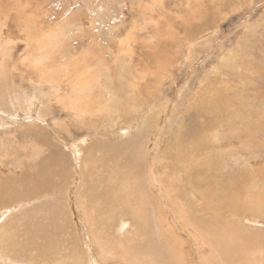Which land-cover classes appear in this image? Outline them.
Wrapping results in <instances>:
<instances>
[{"label": "rangeland", "instance_id": "obj_1", "mask_svg": "<svg viewBox=\"0 0 264 264\" xmlns=\"http://www.w3.org/2000/svg\"><path fill=\"white\" fill-rule=\"evenodd\" d=\"M263 136L264 0H0V184L20 191L0 195V264H133L124 242L220 264L210 228L194 225L210 214L186 171L241 177L264 208ZM127 168L117 199L136 178L152 202L148 239L110 203V176ZM253 211L225 217L251 243L244 264L264 261V210Z\"/></svg>", "mask_w": 264, "mask_h": 264}, {"label": "bare ground", "instance_id": "obj_2", "mask_svg": "<svg viewBox=\"0 0 264 264\" xmlns=\"http://www.w3.org/2000/svg\"><path fill=\"white\" fill-rule=\"evenodd\" d=\"M208 5V4H207ZM208 7V6H207ZM188 27V26H187ZM127 46V45H126ZM163 52H166L165 50ZM154 53V52H153ZM221 53V52H220ZM157 54V53H156ZM155 54V55H156ZM128 57V56H127ZM154 58V57H153ZM157 58V57H156ZM153 61V60H152ZM157 61V60H156ZM155 62V61H154ZM158 62V61H157ZM156 62V64H157ZM103 63V62H102ZM167 64V63H166ZM165 65V64H164ZM163 65V66H164ZM168 65V64H167ZM146 66V65H145ZM172 66V65H171ZM156 70V69H155ZM161 70V69H160ZM84 71V70H83ZM60 72V71H59ZM62 72V71H61ZM155 73V72H154ZM80 74V73H79ZM82 75V74H80ZM251 75V74H250ZM79 76V75H78ZM157 76V75H156ZM141 80V79H140ZM144 80V79H143ZM142 80V81H143ZM79 81V80H78ZM121 81V80H120ZM130 81V80H129ZM136 82V81H135ZM134 83V82H133ZM137 83V82H136ZM49 84V83H48ZM33 85V84H32ZM136 85V84H135ZM134 85V86H135ZM145 86V85H144ZM225 86V85H224ZM80 88V87H79ZM59 89V88H58ZM65 91V90H64ZM83 92V91H82ZM223 92V91H222ZM78 93V92H77ZM140 95V94H139ZM74 96V95H73ZM48 97V96H47ZM78 99V98H77ZM84 100V99H83ZM76 101V100H75ZM77 102V101H76ZM86 102V101H85ZM80 103V102H79ZM88 103V102H87ZM201 103V102H200ZM215 103V102H214ZM223 103V102H222ZM207 105V104H206ZM90 106V105H88ZM84 107V106H83ZM86 107V106H85ZM84 107V108H85ZM101 107H104V106H101ZM210 108V107H209ZM235 108V107H234ZM81 109V108H79ZM88 109V108H87ZM91 109V108H90ZM100 109V108H99ZM86 110V109H85ZM98 110V109H97ZM219 110V109H218ZM79 111V110H78ZM88 111V110H87ZM87 111H83L84 113H86ZM92 111V110H91ZM94 111V110H93ZM96 111V110H95ZM228 111V110H227ZM81 112V113H83ZM90 112V111H89ZM234 112V111H233ZM93 113V112H92ZM241 113V111H240ZM25 114V113H24ZM190 114V113H189ZM230 115V114H229ZM74 116V115H73ZM81 116V115H80ZM221 117V116H220ZM239 117V116H238ZM87 118V117H86ZM37 121V120H36ZM226 126V125H225ZM224 128V127H223ZM217 134H220V133H217ZM213 136V135H212ZM228 136V135H227ZM232 136V135H231ZM219 137V135L217 136ZM226 137V136H225ZM264 137V136H263ZM220 138V137H219ZM214 139V138H213ZM225 140V138H223ZM230 140V139H229ZM216 141V140H215ZM220 141V140H219ZM218 141V142H219ZM226 142H228V139L226 137ZM221 142V141H220ZM224 142V141H223ZM222 142V144H223ZM231 142V141H230ZM247 143V142H246ZM221 144V143H220ZM219 144V145H220ZM227 144V143H226ZM229 144V143H228ZM222 146V145H221ZM185 147V146H184ZM227 147V146H226ZM257 148V147H256ZM261 148V147H260ZM258 150V149H257ZM185 151V150H183ZM182 151V153H183ZM195 153L197 151L193 150ZM191 152V151H190ZM260 152V151H259ZM178 153V152H177ZM192 153V152H191ZM258 154V153H257ZM138 155V152L137 154ZM189 155V154H188ZM185 156L186 155H183V156H180L179 154L176 155L175 158L177 159H180L183 161V159H185ZM191 156V155H189ZM256 156V155H255ZM259 156V155H258ZM158 157V156H157ZM193 157V156H192ZM250 157V156H249ZM188 158V157H187ZM191 158V157H190ZM195 158H193L194 160ZM249 159V158H248ZM179 160V161H180ZM251 160V159H249ZM196 161V160H195ZM201 161V160H200ZM199 161V162H200ZM241 161V160H240ZM253 161V160H252ZM196 163V162H195ZM217 163V162H216ZM240 163V162H239ZM184 164H185V161H184ZM193 164V163H192ZM221 164V163H220ZM242 164V163H241ZM199 165V164H198ZM222 165V164H221ZM239 165V164H238ZM184 166V165H183ZM189 166V165H188ZM20 167V166H19ZM147 167V166H146ZM187 167V166H186ZM201 167V166H200ZM199 167V168H200ZM198 168V167H197ZM219 168V167H218ZM224 168V166L222 167ZM122 169V168H121ZM209 169L212 171V168L209 167ZM186 170V169H185ZM207 170V169H205ZM217 170V169H216ZM250 170V169H248ZM198 171V170H197ZM218 172H216V174H214V179H213V184H212V179L209 178V176H204L202 179L200 177V182L199 183H196L195 181H193V177L195 176L189 169L188 171H186L187 173V181H188V184L191 186V188H195L197 187V189H203L201 192V195H200V199L202 200V203L201 200H200V204L199 207H203L205 210H206V213L210 214L209 216L207 215V217H209L208 221H200L198 224H194V222H189L190 223V226L191 224H194L197 226V228H199L200 226H205L207 228H210V230L208 232H203V233H207L208 236H210L209 238L212 237V241L210 243H208V245L210 244L211 248L212 249V252H210V259L211 261L215 258V257H218V260L220 262V264H244L243 263V256L241 258V255L240 253L241 252H244L246 251L247 248H250V244H249V241L248 240H245L244 238H242V236H240L239 233H237V229H239L241 226L238 224V226H240L239 228H236L235 230H232L234 229V226H233V218H232V221L231 219H229L232 224L228 223V221L225 220V217L226 216H234V215H243L244 212H245V209L248 208L250 210H253L254 208V211H263L264 208L261 207L263 206V203H255V204H248V201H250L253 196V194L250 196V193H249V190L253 192L252 189H248V190H244V189H241L240 186L243 184V178L241 177H232V178H229V182L226 181L227 178H225L223 181H221L219 178L221 176L220 173L223 172L222 169H219L217 170ZM230 171V169H229ZM123 172V171H122ZM191 172V173H190ZM210 172V171H209ZM208 172V173H209ZM117 173V172H116ZM148 173V172H147ZM197 173V172H196ZM39 174V173H38ZM203 174V173H202ZM206 174V173H205ZM210 174V173H209ZM121 176V178L119 177ZM132 173H130L129 169L127 168L126 170H124L123 173H120V174H114V176H110V182L107 184V186H110V188H108V193H110V195H112V200H111V204L116 206L118 203H122L124 204L123 209H128L129 211H131V215L132 217L135 218L136 222L139 223V227L135 229V232H136V236H144L146 239H148V237L150 236L149 234V231L148 230H144V228L147 226V221L146 219L144 218L145 214H144V208L147 206V202L148 204H152L151 202V198H148L146 199V196L148 195V193L146 194L145 196V192H143V196L141 195L142 192L140 193L139 192V198H137V193H136V189L134 190L135 187H138L139 186V182L136 181V178H135V183L132 184L131 186L127 185L125 187V194H124V197H126V200L123 202V201H120L117 199V197H122L121 194L123 193V190H119L120 189V180H124V177H132ZM249 176V175H248ZM247 176V177H248ZM148 182L150 185H154L155 183L160 185L159 188H160V194L158 193L159 195V199H162V196L161 194L163 193V186H164V182H160L158 180V178L156 179H153V178H150L148 175ZM250 177V176H249ZM259 178V177H258ZM120 179V180H119ZM186 179V178H185ZM247 179V178H246ZM3 180V179H1ZM248 180V179H247ZM12 180H8V181H4V182H1L0 184V195H4V194H9L11 195V197H14V195L16 193H20V191H15L13 190L10 186L11 185V182ZM127 181V180H126ZM132 181V180H131ZM166 183H167V180H165ZM249 181V180H248ZM252 181V180H251ZM14 182V181H13ZM259 182V181H258ZM125 183V182H124ZM131 184V183H130ZM148 184V185H149ZM249 184V183H248ZM123 185V184H122ZM121 185V186H122ZM125 185V184H124ZM123 185V186H124ZM196 185V187H194ZM157 186V185H156ZM238 187V189H236V187ZM200 187H203V188H200ZM190 188V187H189ZM142 189H145V188H142ZM195 189H194V192H195ZM151 190V189H150ZM146 191V189H145ZM171 191V189H170ZM222 194L221 196H218V194ZM256 193V192H255ZM260 193V191H259ZM90 194V193H89ZM198 196V195H197ZM1 197V196H0ZM256 198V197H255ZM86 199V198H85ZM89 199V198H88ZM122 199V198H121ZM124 199V198H123ZM165 199V198H164ZM198 199V198H197ZM166 200V199H165ZM242 202H241V201ZM79 201H81V199H79ZM83 201V200H82ZM167 201V200H166ZM258 201V200H257ZM132 202H135V209H137L138 212L140 213H137V212H134L132 211L131 209L128 208V206L131 207L132 205ZM158 202V201H157ZM160 202V201H159ZM197 202V201H196ZM98 203V202H96ZM75 204V203H74ZM82 204V203H81ZM155 204H159V203H156ZM154 204V205H155ZM161 204V202H160ZM165 204H167L165 202ZM84 205V203L82 204ZM164 206V205H163ZM163 206H160V207H163ZM174 206V204H173ZM172 206V207H173ZM93 207V206H92ZM150 207V206H149ZM121 208V207H120ZM156 207L155 206H152L150 209H155ZM263 208V209H262ZM134 209V210H135ZM147 209V208H146ZM162 209V208H161ZM91 210V209H90ZM161 211V210H160ZM160 211L159 209H157L155 212H154V223H158V220H160ZM180 211V210H179ZM253 211V212H254ZM88 212V211H87ZM96 212V211H95ZM146 212V211H145ZM151 213V212H150ZM183 213V212H182ZM197 213V211H196ZM99 214V213H97ZM148 214V212H147ZM178 214L180 215V212H178ZM205 214V213H204ZM102 215V214H100ZM149 215V214H148ZM178 215V216H179ZM201 216V215H199ZM180 217V216H179ZM0 218L1 220H4L3 218V215H0ZM206 218V217H205ZM197 219V218H195ZM91 220V219H90ZM89 220V221H90ZM188 220V219H187ZM199 220V219H198ZM237 222V221H236ZM168 223V222H167ZM91 224V223H90ZM149 224V223H148ZM185 224V223H184ZM187 225V224H185ZM189 225V224H188ZM156 226H160V225H157ZM155 226V227H156ZM164 226V225H163ZM237 226V227H238ZM232 227V228H231ZM243 227V226H242ZM241 227V228H242ZM189 228V227H188ZM193 228V227H192ZM159 231L162 232V227L159 228ZM167 229V228H166ZM191 229V228H190ZM196 229V227H195ZM200 229V228H199ZM189 230V229H188ZM192 230V229H191ZM198 230V229H197ZM202 230V229H201ZM241 230V229H240ZM155 231V230H154ZM190 231V230H189ZM196 231V230H195ZM200 231V230H199ZM204 231V230H203ZM157 232V231H156ZM156 232H154L156 234ZM164 232V231H163ZM198 232V231H197ZM151 233V232H150ZM194 233V232H192ZM196 234V233H195ZM201 234V231L199 233V235ZM262 234V232H261ZM264 234V233H263ZM153 236V235H152ZM160 236V239L163 238L160 234L158 235ZM178 236V235H177ZM207 236V237H208ZM45 238V237H44ZM139 238V237H138ZM203 238H205L203 236ZM209 238H206L209 239ZM145 240V239H143ZM157 240V239H156ZM205 240V239H204ZM147 241V240H146ZM163 241V240H162ZM170 241V240H169ZM197 241V240H196ZM152 242V241H151ZM160 242V240H159ZM156 243V242H155ZM154 243V244H155ZM172 243V242H170ZM125 246L123 247V257H127L129 259H132V262L133 264H178L177 263V258L174 256V253L173 251H176V250H171L169 247H165L164 245L162 244H157L153 247V248H146L145 249H136L135 247L131 246L130 243L128 242H124ZM153 244V243H152ZM172 244H176L175 243H172ZM206 244V242H205ZM204 244V245H205ZM136 245V244H135ZM147 245L148 242H147ZM200 245V244H199ZM203 245V243H202ZM106 246V245H105ZM198 246V245H197ZM37 248V247H36ZM108 249V248H107ZM179 250V248H178ZM203 250V249H202ZM163 251L167 256H168V260H164L162 257V255L160 254V252ZM201 251V250H200ZM179 252V251H177ZM247 252V251H246ZM259 252V251H258ZM200 253V252H199ZM176 254V253H175ZM177 255V254H176ZM258 256V254L256 255ZM263 256H261L260 258H262ZM246 258V257H245ZM264 258V257H263ZM223 262H222V260ZM253 259V258H252ZM251 259V260H252ZM161 260L165 261V262H161ZM206 260V259H205ZM245 260V259H244ZM262 260V259H261ZM259 261V260H258ZM254 262V261H253ZM199 263V262H198ZM246 263V262H245ZM253 264V263H252ZM257 264H264V261L262 260L261 262L257 263Z\"/></svg>", "mask_w": 264, "mask_h": 264}]
</instances>
